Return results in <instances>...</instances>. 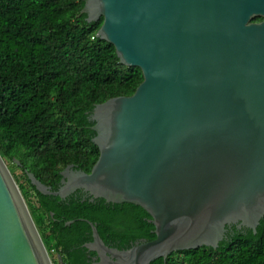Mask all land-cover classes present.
Segmentation results:
<instances>
[{"label": "water", "instance_id": "1", "mask_svg": "<svg viewBox=\"0 0 264 264\" xmlns=\"http://www.w3.org/2000/svg\"><path fill=\"white\" fill-rule=\"evenodd\" d=\"M81 13L89 23L103 18L96 36L143 80L89 114L99 150L89 173L67 165L56 190L27 178L42 195L81 190L137 205L155 235L117 249L88 222L92 264L217 248L232 225L256 233L264 217V0H84ZM0 264H52L1 156Z\"/></svg>", "mask_w": 264, "mask_h": 264}, {"label": "trees", "instance_id": "2", "mask_svg": "<svg viewBox=\"0 0 264 264\" xmlns=\"http://www.w3.org/2000/svg\"><path fill=\"white\" fill-rule=\"evenodd\" d=\"M83 4L0 0V156L11 162L53 264H92L95 253L84 247L92 240L88 222L117 249L155 237L150 216L137 205L90 200L81 190L64 199L42 195L27 178L26 171L56 190L67 165L89 173L99 155L89 114L96 104L132 95L143 80L139 68L122 65L114 46L96 36L103 18L87 22ZM149 264H264V217L256 233L232 225L217 248L175 251Z\"/></svg>", "mask_w": 264, "mask_h": 264}, {"label": "rangeland", "instance_id": "3", "mask_svg": "<svg viewBox=\"0 0 264 264\" xmlns=\"http://www.w3.org/2000/svg\"><path fill=\"white\" fill-rule=\"evenodd\" d=\"M5 163V165L7 166V168H8V166H11V162L10 161H5L4 162ZM11 174V173H10ZM14 174H15V176H16V178L18 179V181H19V183H22V184H25L26 185V182L24 181V179H23V177H22V171L19 169V168H15V170H14ZM12 176V175H11ZM28 201H31L32 203L34 202L33 201V199H29ZM24 203H25V205H26V201L24 200ZM27 207V206H26ZM51 263H52V261H51ZM53 264V263H52Z\"/></svg>", "mask_w": 264, "mask_h": 264}, {"label": "flooded vegetation", "instance_id": "4", "mask_svg": "<svg viewBox=\"0 0 264 264\" xmlns=\"http://www.w3.org/2000/svg\"><path fill=\"white\" fill-rule=\"evenodd\" d=\"M122 238H123V240H127L128 239V237L126 235H123ZM135 242L136 241H134V242L129 241V244H134ZM116 243H121V239H118ZM124 245H127V244H124ZM95 257H96V255L94 254V256H92V259L95 258Z\"/></svg>", "mask_w": 264, "mask_h": 264}]
</instances>
